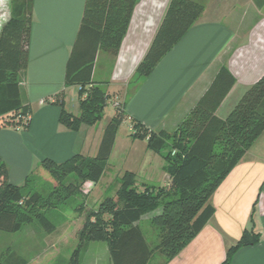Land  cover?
<instances>
[{"label": "trees", "instance_id": "1", "mask_svg": "<svg viewBox=\"0 0 264 264\" xmlns=\"http://www.w3.org/2000/svg\"><path fill=\"white\" fill-rule=\"evenodd\" d=\"M34 0H11V15L0 28V118L3 126L27 128L32 108L22 104L19 88L28 67V48ZM138 0H84L79 28L66 62L65 85H78L80 112L74 115L60 103L59 123L70 130L100 121L108 100L92 81L98 53L115 57ZM204 5L193 0H169L152 41L136 67L138 78L147 77L159 60L198 19ZM235 78L222 66L209 87L173 131H148L133 121L132 138L146 139L147 148L163 153L166 187L136 184L133 172L125 171L113 196L88 207L82 195L86 181L99 182L124 115L118 104L104 128L95 156L75 154L57 163L42 159L22 185L8 182V167L0 161V231L17 232L36 221L46 232L56 229L47 211L64 208L83 220L77 243L65 264H80L89 242L108 246L111 264H148L156 255L166 264L200 232L214 207L211 198L218 186L264 133V74L239 98L222 119L215 112ZM35 178L48 183L42 193L33 190ZM68 203V204H67ZM160 209L149 219V240L141 218ZM260 234L243 230L226 250L221 264H230L235 252L256 244ZM12 253V252H11ZM0 255V264H30ZM3 259V260H1Z\"/></svg>", "mask_w": 264, "mask_h": 264}, {"label": "crops", "instance_id": "2", "mask_svg": "<svg viewBox=\"0 0 264 264\" xmlns=\"http://www.w3.org/2000/svg\"><path fill=\"white\" fill-rule=\"evenodd\" d=\"M168 1L138 0L117 55L98 53L92 81L103 87L113 104L108 112L104 108L100 121L82 124L77 130L62 126L59 115L60 103L74 115L80 112L79 86L65 85L64 73L84 0L33 1L28 67L19 88L20 101L32 108L30 123L27 128L3 126L6 117L0 118V161L8 167L9 183L23 184L44 158L61 163L75 154L95 156L104 128L116 112V102L124 118L107 167L117 160L121 161L119 165L135 166H124L115 174L114 194L123 171L133 172L138 185L168 186L170 178L163 168V153L148 149L146 139L132 138L133 121L148 131H173L222 66L235 78L215 112L224 119L245 90L264 74V0H193L204 5L198 19L147 77L138 78L136 67ZM100 60L105 65L95 78ZM94 185L89 181L88 196ZM211 204L214 214L166 264H221L227 248L239 240L245 229L258 232L260 239L239 248L230 264H264V133L218 186ZM157 210L148 218L159 213ZM56 232L57 227L49 232L52 247L61 244L55 239ZM11 254L12 260L28 259L21 252ZM58 255L59 252L55 258ZM80 264H95V259L81 257Z\"/></svg>", "mask_w": 264, "mask_h": 264}, {"label": "rangeland", "instance_id": "3", "mask_svg": "<svg viewBox=\"0 0 264 264\" xmlns=\"http://www.w3.org/2000/svg\"><path fill=\"white\" fill-rule=\"evenodd\" d=\"M10 15L11 0H0V28L5 22L9 20ZM103 65L105 64H103L101 60L98 64H96L95 78H97L99 75L100 68ZM112 104L113 102L109 97L105 106L107 108V112L108 110L110 111ZM117 161L118 163L114 165H109L108 167L106 165L104 168L103 177L99 180V182L94 183L95 185L93 188H91L89 196L86 194L89 181L83 183L81 191L82 195L77 196L80 201L85 200L86 202L85 197L88 196V206L92 208L96 207L99 202L106 197L114 195L113 190L117 184V180H115L114 177L115 174H118L119 170L124 166H135L119 165L121 161ZM31 187L33 190H37L42 193L48 192L50 189L48 183H45L38 178H35V180L31 182ZM46 215L55 223L57 227V238L55 237V239H58V241L60 240L61 244L59 243L56 247H52L50 244L52 241L49 239L52 236L49 237V232H46L38 222L33 221L25 224L22 229L17 232L0 231V255L5 258V256L15 251L17 253H23L24 258L26 257L30 259L34 264H65L69 253L77 243L76 234L81 226L83 216L76 215L72 211L64 208L49 210L47 211ZM149 215L150 213L142 217L141 226L146 231L147 238L151 240L154 237V232L149 230ZM39 252L41 253L39 254ZM58 252L59 255L57 258H55ZM82 257L90 260L95 259V264H111L108 246L102 241L89 242L88 249H85ZM156 261H158V263L160 261L157 255L151 259L149 264H155Z\"/></svg>", "mask_w": 264, "mask_h": 264}, {"label": "built area", "instance_id": "4", "mask_svg": "<svg viewBox=\"0 0 264 264\" xmlns=\"http://www.w3.org/2000/svg\"><path fill=\"white\" fill-rule=\"evenodd\" d=\"M114 106L117 107L118 106V103L114 102Z\"/></svg>", "mask_w": 264, "mask_h": 264}]
</instances>
